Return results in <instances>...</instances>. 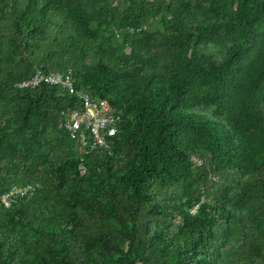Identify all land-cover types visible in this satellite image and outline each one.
<instances>
[{"label":"trees","instance_id":"trees-1","mask_svg":"<svg viewBox=\"0 0 264 264\" xmlns=\"http://www.w3.org/2000/svg\"><path fill=\"white\" fill-rule=\"evenodd\" d=\"M206 4L227 17L206 19ZM164 9L173 31L162 67L134 43L115 64L111 50L84 61L104 24ZM204 29L225 40L218 58L187 44ZM38 69H70L75 91L16 85ZM81 90L120 113L107 146H82L66 128ZM8 93L17 108L0 120L17 126L0 129V189L39 184L10 207L0 200V264H231L222 240L232 232L238 254L264 264L237 204L264 212V0H0V98ZM208 175L223 179L210 187Z\"/></svg>","mask_w":264,"mask_h":264},{"label":"rangeland","instance_id":"rangeland-1","mask_svg":"<svg viewBox=\"0 0 264 264\" xmlns=\"http://www.w3.org/2000/svg\"><path fill=\"white\" fill-rule=\"evenodd\" d=\"M149 1L151 2L153 0ZM189 2H193V0H189ZM226 10L228 11V8L218 10L206 4L204 5L203 16H205L206 19L210 18L211 22H215L219 18L227 17L228 14ZM169 17V12L164 9L157 10V12L152 15L148 14L139 18L134 25L125 23L121 24L114 21L104 24L100 29H97L95 34L97 38L96 43L93 46L90 56L84 58V61L91 62L95 50H98L101 53H103V50H111L113 53H110L109 51L105 58L110 61L111 64H115L119 62V58L116 57L114 52L122 49L129 50L131 44L134 43L142 50L157 55L154 56V65L156 67H162L163 64L169 62V50L166 45L168 35L172 34L173 31L168 21ZM196 34H198L199 40L195 45H193L192 42L187 43L190 48L196 47L201 49L205 47L207 52H209L213 58H218L219 56L216 52L222 50L225 46V40H217L218 37L211 36L205 29L198 31ZM178 37L179 36L175 37V40H177ZM16 108L17 100L15 96L8 93L5 97L0 98V115L3 114L2 112L4 110L8 109L7 114L8 116H11V109ZM67 116L68 112H66V118ZM4 126L6 132L14 133L17 124L12 121L5 124L3 120H0V129ZM7 143L10 142L8 141ZM0 150L5 151L7 149L6 147H3L0 148ZM209 179L212 182L210 187H216L217 182H221L223 178L216 175L213 178L209 176ZM38 184L39 182L24 184L13 183L5 189H0V200L5 206L10 207L20 196L33 194ZM242 184L243 182L241 180H234L228 184V189L232 194H238L242 188ZM209 200L212 201L211 199ZM237 204L242 207L243 218L245 219L246 224H248V228H250L249 233L263 247L264 251V212L262 206L260 205L259 207L257 204H254L252 200L248 203H243L242 200H239ZM231 209H233V207ZM222 242L223 253L227 254V252H229L234 255V260L231 264H251V262H257L262 259V257L256 253H253L251 256H244L242 253L238 254L241 237L236 236L234 232L230 233V237H228L227 240L223 239ZM232 250L234 253L231 252Z\"/></svg>","mask_w":264,"mask_h":264},{"label":"built area","instance_id":"built-area-1","mask_svg":"<svg viewBox=\"0 0 264 264\" xmlns=\"http://www.w3.org/2000/svg\"><path fill=\"white\" fill-rule=\"evenodd\" d=\"M69 69L65 73L61 72H42L36 70L35 73L17 82L19 87H33L40 82L50 84H60L62 87L74 92V82ZM81 101V107L73 108L68 112L66 118V128L72 136L79 137L80 144L94 147L96 144L108 145L107 135H112L117 130V121L120 119V113L107 98L92 95L86 90L77 91ZM193 160L201 161L200 158L192 156ZM198 203L190 207L194 212Z\"/></svg>","mask_w":264,"mask_h":264}]
</instances>
